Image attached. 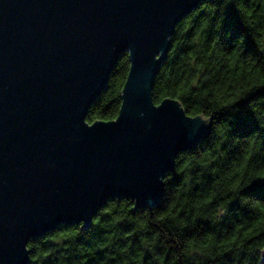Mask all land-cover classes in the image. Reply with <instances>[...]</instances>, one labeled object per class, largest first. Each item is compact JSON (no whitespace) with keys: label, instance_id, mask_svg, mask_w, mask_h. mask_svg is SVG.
I'll list each match as a JSON object with an SVG mask.
<instances>
[{"label":"water","instance_id":"95a60500","mask_svg":"<svg viewBox=\"0 0 264 264\" xmlns=\"http://www.w3.org/2000/svg\"><path fill=\"white\" fill-rule=\"evenodd\" d=\"M201 1L0 0V264H27L29 240L62 224L90 227L111 198L133 211L161 200L177 155L211 132L177 99H152ZM124 52L117 116L88 122Z\"/></svg>","mask_w":264,"mask_h":264},{"label":"trees","instance_id":"16d2710c","mask_svg":"<svg viewBox=\"0 0 264 264\" xmlns=\"http://www.w3.org/2000/svg\"><path fill=\"white\" fill-rule=\"evenodd\" d=\"M124 52L86 120L114 119ZM177 99L211 132L179 153L161 200L111 198L92 224L30 239L27 264H264V0H204L171 36L152 99Z\"/></svg>","mask_w":264,"mask_h":264}]
</instances>
